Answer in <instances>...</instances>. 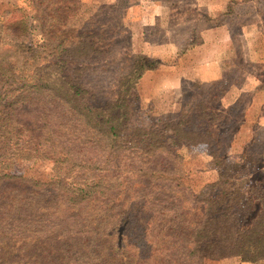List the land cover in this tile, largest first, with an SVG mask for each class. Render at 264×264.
Masks as SVG:
<instances>
[{
	"label": "rangeland",
	"instance_id": "obj_1",
	"mask_svg": "<svg viewBox=\"0 0 264 264\" xmlns=\"http://www.w3.org/2000/svg\"><path fill=\"white\" fill-rule=\"evenodd\" d=\"M220 27L228 83L151 95L149 70ZM163 44L182 50L142 51ZM263 113L264 0H0V264H194L196 196L222 174L260 236ZM231 258L264 264H204Z\"/></svg>",
	"mask_w": 264,
	"mask_h": 264
},
{
	"label": "trees",
	"instance_id": "obj_2",
	"mask_svg": "<svg viewBox=\"0 0 264 264\" xmlns=\"http://www.w3.org/2000/svg\"><path fill=\"white\" fill-rule=\"evenodd\" d=\"M226 178L225 174H222L219 181L206 186L196 196V202L199 204L196 208L200 209L201 217L197 227L191 231L190 240L180 248L184 255L191 257L194 264H204L207 259L227 258L234 255L245 261H264L262 241L264 231L260 236L255 237L256 223L251 227L247 226V215L253 200L247 195L242 193L238 195L237 191L229 190L227 188L229 180ZM214 188H218L214 195L207 191ZM260 199L261 205H264V196ZM230 203H235V210ZM181 230L187 232L188 228ZM247 234L252 235L249 239H244ZM209 238L215 239V244L207 245Z\"/></svg>",
	"mask_w": 264,
	"mask_h": 264
},
{
	"label": "crops",
	"instance_id": "obj_3",
	"mask_svg": "<svg viewBox=\"0 0 264 264\" xmlns=\"http://www.w3.org/2000/svg\"><path fill=\"white\" fill-rule=\"evenodd\" d=\"M231 35V32L224 27L208 29L204 33V40L180 53L173 65H161L160 69L149 70L148 76H145L144 80H152L153 75H159L157 80L150 81L154 87L151 95L155 97L164 91L181 95L185 87L193 83L216 81L228 83L227 80L214 79L224 76L225 65L230 59ZM181 50L182 46L180 45L163 44L158 48H143L142 51L148 56H156L168 61ZM262 82L263 80H246L239 85V88H236L239 91L238 98H242L247 93L253 96L255 87ZM235 100L237 99L235 98ZM249 106L246 109H249ZM260 115L262 116L260 123L264 125V113ZM240 263H236V260L231 258L222 264Z\"/></svg>",
	"mask_w": 264,
	"mask_h": 264
}]
</instances>
